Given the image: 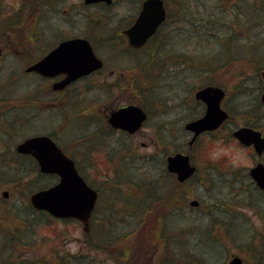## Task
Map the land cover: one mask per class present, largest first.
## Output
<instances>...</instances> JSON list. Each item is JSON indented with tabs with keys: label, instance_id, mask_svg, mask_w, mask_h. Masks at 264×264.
<instances>
[{
	"label": "rangeland",
	"instance_id": "374dc122",
	"mask_svg": "<svg viewBox=\"0 0 264 264\" xmlns=\"http://www.w3.org/2000/svg\"><path fill=\"white\" fill-rule=\"evenodd\" d=\"M68 1L71 2V5H79V0ZM139 1L114 0L110 7L87 6L82 10L81 7L79 9L78 7L72 8L71 16H73L72 20L75 23H72L73 26L72 24L68 26L66 30L89 32L90 37H95L97 30H99L98 32L119 31L117 25L122 27L125 22L129 24L128 21L137 12ZM237 1L191 0L188 4V2L180 0L179 4L190 5L193 19L196 18V22H201L203 16L208 17L210 15L211 7L218 5L226 8ZM244 1L246 0H243V3ZM24 3L27 6L20 15L23 20L19 22L17 21L19 17L17 20L15 18L17 16H15L14 9L6 14L2 12L4 7H0V84L2 85V88L0 87V110L8 116L14 113L20 114L22 118L12 129V133L15 134L14 137L3 134L0 135V139L3 138L8 148L10 146L13 148L18 141L26 136L47 133L53 130L58 138L56 141L73 153L91 185L100 189L101 196L94 214V216L100 217L108 202H112L114 199L116 200L126 194L127 188L124 182L126 179L135 182L144 181L145 176L150 174L152 169L149 171V168L146 167L148 163L145 162L143 156L156 155L157 157L160 154L163 155V146H161L158 134L163 132L165 140L168 138L169 141L170 139L172 142L168 147L170 149L166 148L170 152L175 145L178 148L180 146L182 149L187 148L188 136H185L183 141H179L173 135L182 129L183 121L188 117L197 116L201 112V105L194 99L193 93L197 89V85L206 81V78L204 75L201 76L199 72L197 75L192 76V72L185 68L192 66L190 63L192 59L186 57V65L163 69L158 77L153 75L155 76L153 79H156V94L154 93V95L161 97V103L158 107H151L152 113L140 130L132 135H124L108 130L101 132V120L110 110L125 104L128 99H131L129 89L122 88L124 84L119 87L118 85H111L112 77L109 75V70H113L114 78H118L120 75L117 82L136 78L137 67H132L134 64L136 65L134 55H113L109 51V44L96 45V51L105 56L98 54L103 59L105 58L106 67L104 71L100 74H92L75 84L69 90L70 98L68 100L57 101L52 105L47 96V94H50L47 91L48 88L43 85L46 82L33 74H24V63L30 61L32 57L42 54V52L40 54L33 52L31 48L22 49L20 46L19 41L23 39L20 33L33 30L31 6L26 0ZM261 3L264 4V0H257V5H254L252 1L248 3V6L252 5L262 9L261 19L258 17L261 22L259 28L252 25L253 22H257V19H253L255 11L256 13L259 11L256 8L249 9L253 14L239 16V23L243 25V29L234 26L238 34V42L244 40V43L253 42L256 45L239 46L235 44L233 49L242 50L243 52L255 49L262 54L261 61L264 62V21L262 17V14L264 15V5H260ZM179 4L171 3L173 12H176L175 8ZM15 7L19 6H13L12 8ZM225 10L214 9L215 13L218 14L215 18H222L223 16L228 18L229 11ZM243 11H246V9L243 8ZM15 20L17 22H14ZM109 20L110 27L98 25V23L104 21L108 25ZM194 30V26L185 22H167L160 30V33L168 32L171 36V40L163 44L167 55L180 53L189 56L187 53H192V44L188 35ZM111 34L109 33L110 36ZM26 39L25 37L23 41H26ZM151 44H148L147 47H150ZM222 48H220L219 54L224 52ZM36 50L38 51V49ZM247 67L246 64H243V60L237 58L232 63L226 64V66L221 65V67L214 68V71L209 74L212 80L220 81L222 84L225 90L222 105L232 112V117L226 122L225 128L217 130L213 134L214 136L221 134L228 136V129L241 125L246 120V115L250 116L251 114L252 116L255 113H263L262 118H264V111L262 112L264 109L258 106L255 100L257 82L254 78H247L251 73ZM10 78H13L14 82L9 81ZM249 79L251 82H249ZM241 80H243V84L239 87L238 84ZM33 93L39 96L38 100H43L40 107L28 106L26 109L18 101H14L23 98L25 94ZM4 96H7L6 98L10 96L9 100ZM156 108L161 109L157 111ZM2 111H0V114ZM262 127L264 128V122ZM159 128L164 131H159ZM0 133H2L1 126ZM19 135L22 136L19 137ZM203 143L204 135L190 149L192 161L198 171L185 185V190L188 192L187 204L182 209L175 210L174 215L166 217V224L171 225L169 228L171 234L166 238L168 245L164 247L162 239H158V241L157 237L154 239L149 238L146 224L149 225L150 223L146 221L152 219L153 226L157 217L151 212H145L144 223L135 226L139 229L132 232L128 238L131 245L130 256L135 262L134 264H155L156 258L160 255L163 258L164 256L167 257L164 250L171 255L170 260H173V264L178 262L180 264H190L191 261H196L197 264H226L233 254L240 256L243 259V264H255V261L249 258L248 250L253 249L254 253L258 255L260 250L264 249V219L255 215L256 213L251 208L257 206L258 200H261L260 197L256 196L249 200V196H247L245 201H236L242 198V194L235 195L239 192V189H237L238 182L232 181L241 179L243 166L234 168L225 166L222 162L210 160L205 164L208 160L204 159L202 155ZM3 147V143H0V152ZM251 155L250 152L249 159L251 163L244 165L247 168L253 163ZM149 158L146 161L150 163V167L156 170L153 171H159L156 164H153L157 163L158 158L156 160H150ZM24 169H28V167L25 166ZM204 174L208 175L209 183L200 180ZM157 175L159 176L158 172ZM231 177L235 178L230 179ZM3 189L5 188H0V209L12 207L11 212L13 214L17 212L19 216H25L27 213L22 201L24 200L23 189L18 187L14 192L8 189L10 194L6 198L1 196ZM190 189L191 192H189ZM247 189L253 191L250 186H247ZM192 199L199 200V206H189L188 202ZM212 202L219 207L217 211L215 208L211 209L212 214L209 215L207 211ZM243 202L248 204L249 208L243 205ZM177 203H179L178 200ZM165 208H158L157 212L162 214L165 212ZM140 218L137 216V220ZM132 219L133 217L124 216L123 222ZM12 226L13 228L16 226L20 230L21 239L20 243L14 240L11 247L6 250L7 253H11L12 261H23V264H32V262L38 260L50 261L57 252L61 254L80 253L81 257L85 259V263L89 260L93 261L94 264H116L106 256L103 250L88 244L87 240L89 238L83 232L82 226L77 220L55 219L50 221L45 219L43 226L38 223L28 226L25 230L24 227L22 230L18 222L16 224L15 222H7L0 224V230L3 232L11 231ZM145 227H147V230H144ZM225 229H227V233H225ZM163 232L164 234L167 232L165 228ZM41 234H43L42 237H40ZM23 240L27 241L26 244H23Z\"/></svg>",
	"mask_w": 264,
	"mask_h": 264
},
{
	"label": "trees",
	"instance_id": "16d2710c",
	"mask_svg": "<svg viewBox=\"0 0 264 264\" xmlns=\"http://www.w3.org/2000/svg\"><path fill=\"white\" fill-rule=\"evenodd\" d=\"M179 1L180 0H164L167 8L166 22H185L195 27L194 32L188 35L189 41H191L192 44V53H187L189 56H184V54L180 53L167 55V52H165V49L163 48V44L164 42L170 41L171 36L168 32L160 33V29L152 36L151 40L149 41L148 44L152 43L150 47L145 45L141 51L135 52L136 65H134V68L137 67V76L136 78H130V80H128L129 84L126 88L129 89L131 95L130 102L142 106L149 115L152 113L151 107H158V105L161 103V97L159 95H154L156 92V79H153L155 77L153 75H157L156 77H158L160 76V72H162L163 69H172L174 67H179V65H186V57H190L192 59L190 62L192 66L185 67L192 72V76L197 75L199 72L201 76L204 75L206 78V81L198 84L197 86L202 84L222 85L220 81L212 80L209 74L214 71V68L218 66L221 67V65L226 66V64L232 63L237 58L238 60H243V64H246V66H248L247 68L250 69L251 73L247 76V78H258L257 72L264 68V62L261 61L262 54L259 51L250 49L249 51L243 52L242 50L237 51L236 49H233V45L235 44L239 46L256 45L253 42L244 43V40H240V42H238V34L235 31L234 26L236 25L237 28L242 27L243 29V25L239 23V16L242 15L243 17V14H253V12L249 9L256 8L259 11L257 13L255 11L253 19H257V22H253L252 25H256L255 27L259 28L261 22L259 21L258 17L261 19L262 9L252 5L248 6V3L251 1L254 2V5H257V0H246L244 3L243 0H238L236 3H232L226 8L224 6L219 7L218 5L211 7L210 15H208V17L203 16L201 18V22H196V18L195 20L193 19L190 5L185 3H183L184 5L179 4ZM173 2L179 4V6H176L175 8L176 12H173L171 8V3ZM183 2H188L189 4L191 0H183ZM243 4L245 5L243 6ZM260 5L264 4L261 3ZM216 8L219 10L226 9L225 11H229L228 18L226 16H223L222 18H215L218 15L214 11ZM243 8H245L246 11H243ZM262 17L264 21L263 14ZM220 48L224 49L222 54H219ZM36 57L37 56L32 57L30 61L36 59ZM156 68L158 70H155ZM9 81L14 82L13 78H10ZM241 84H243V80L239 82V87ZM0 87L2 88V85H0ZM34 95L37 94H25L23 98L14 101H18L20 104L24 105V108L26 109L28 106L40 107L43 104V100L41 101L35 99ZM4 97L6 98L7 96ZM8 98L6 99L9 100ZM160 109L161 108H156L157 111ZM20 119H22L20 114L14 113L13 115L8 116L2 111L0 114V126L2 128V133H0V135L2 136L3 134H8L10 137H14L15 134L12 133V129ZM260 120H264V118L260 117ZM162 130V128H159V131ZM180 130L175 132L173 137L177 138L179 141H183L186 132L183 131V129ZM162 133L158 134V137L160 139L161 146H163V155L160 154L157 157L156 155L143 156L145 162L148 163L146 167L149 168V171L152 169L150 174L145 176L146 178L144 181L135 182L131 179H126V181H124L127 188L125 191L126 194L118 197L116 200L114 199L112 202H108L107 207H105L101 213L102 215L100 217L93 216L91 219V230L88 234V237L91 236V238L87 240L88 244L97 249L106 250L109 258L112 259L116 264L135 263L130 256L131 245L129 244L128 238L132 232L139 229V227L135 228V226L144 223L145 212H151V214L157 217L153 226L152 219L146 221L150 223L149 225L146 224L148 227L149 238L154 239L157 237V240L162 239L163 245L165 247L168 245L166 238L171 234V230H169L171 225L168 223L166 224V217L168 215H174L175 210L182 209L187 204L186 198L188 192L185 190V185L195 174L189 180L179 183L175 180L172 174L166 171L164 166V157L170 152L169 150H166V148L170 147L169 144L172 142L170 139L168 141V138L165 140ZM48 134L53 139H57L53 130L49 131ZM22 135H19V137ZM4 142L5 141L3 138L2 140L0 139V143H3L4 145L2 151L0 152V157L2 156L0 160V188H5L7 190L9 189L10 191L14 192V190L18 189V187H21L24 191V200L22 201L27 214L22 217L19 216L17 212L13 214L11 212L12 207L8 209H0V224L7 222H15L16 224V222H18L20 227H22V230L23 227L25 230L28 226H33L38 223L42 224L43 226L45 224V219L54 221L55 219L50 217L47 213L34 210L30 206L27 199L28 195L32 191L46 187L53 183L56 179L55 176L40 173L35 160L31 156L16 153L14 148L11 146L8 148L7 143L5 142V145ZM198 142L199 140H197L195 144ZM62 148L73 157V154L66 150L67 148L65 146H62ZM178 149H182V147L180 146L178 148L175 145V147H172L171 151H176ZM148 158L150 160H156V158H158L157 163L153 164H156L157 169L159 170L157 171L159 176L157 175V172L153 171L155 169L150 167V163L146 161ZM208 162L209 160L205 164ZM76 163L78 169L82 172L80 168L81 165L78 162ZM25 166L28 167V169H24ZM197 171L198 170H196V172ZM82 175L87 181H89L83 172ZM200 180L202 182L209 183L207 174H204ZM189 192H191V189ZM177 200L179 203H177ZM161 207H166L165 212L159 214L157 209ZM214 208L217 209L218 207L216 203L212 202L209 205L207 211L209 215L212 214L211 209ZM13 210L15 209L13 208ZM255 211L258 212L260 216L264 217V213L261 210ZM124 216L133 217V219H136L133 223H131L133 219L127 220V222L124 223ZM137 216H139V218L141 217V219H138L140 221L137 220ZM147 227H145L144 230H147ZM11 228V231L6 232L0 230V264H23V261H20L19 263L12 261L11 253L6 252V250L11 247L14 240H16L18 243L21 242L20 230L16 226H14V228L12 226ZM164 228L167 231L165 234L163 232ZM42 235L43 234H41L40 237H42ZM26 242V240H23V244H26ZM164 251V253H167V257L164 256L163 258L160 255L158 258H156L155 264H173V260H170L171 255L166 252V250ZM247 253L249 254V258L255 261V264L264 263V249L260 250L258 254L259 257L256 256L253 249H249ZM32 264H94V262L88 260L85 263V259L81 257L80 253L61 254L56 252L53 255V259L51 258L50 261L38 260L32 262ZM176 264H180V262ZM190 264H197V262L191 261Z\"/></svg>",
	"mask_w": 264,
	"mask_h": 264
},
{
	"label": "water",
	"instance_id": "95a60500",
	"mask_svg": "<svg viewBox=\"0 0 264 264\" xmlns=\"http://www.w3.org/2000/svg\"><path fill=\"white\" fill-rule=\"evenodd\" d=\"M86 3L111 0H84ZM163 0H144L132 25L124 30L128 43L139 47L150 37L165 18ZM102 66V61L94 54L90 43L84 38H70L61 41L42 58L32 63L26 71H35L44 76L65 73L66 76L53 84V89L63 88L70 81L93 72ZM262 79L261 101L264 102V70L260 71ZM223 90L218 86H204L195 91V98L205 103L202 116L185 123L184 127L192 132L188 141H192L203 131L213 130L227 118V112L220 107ZM146 119V112L138 105L128 104L110 112L108 122L111 126L133 133L139 129ZM233 136L252 145L257 154L264 150V137L261 132L250 127H238ZM19 153L30 154L43 173H53L57 181L43 189L34 191L29 196L32 206L45 210L54 217L76 218L88 230L89 217L94 208L97 192L78 173L74 161L47 134L33 135L24 138L15 145ZM166 169L174 173L182 182L189 178L195 166L191 164L189 155L175 152L166 156ZM249 174L257 185L264 190V164L258 162L249 169ZM7 196V191L2 192ZM190 205H197V200H191ZM229 264H241L239 256H233Z\"/></svg>",
	"mask_w": 264,
	"mask_h": 264
},
{
	"label": "flooded vegetation",
	"instance_id": "af4514ba",
	"mask_svg": "<svg viewBox=\"0 0 264 264\" xmlns=\"http://www.w3.org/2000/svg\"><path fill=\"white\" fill-rule=\"evenodd\" d=\"M25 0H0V7H4V9H2L3 13L8 14L9 12H11L14 9V12H16V15L18 20L17 21H22L23 17L20 16L22 14L23 11H25V6H27L26 3H24ZM114 0L111 1V3L106 4L104 2L101 1H97V2H91V3H86L84 0H79V5H71V2H69L68 0H26V2H28L31 6V16H32V23H33V30L26 31L25 33H20V36L23 38L21 39L20 37V41L19 43L21 44V48H31L33 50V52H38L39 54L42 52V54L39 56H37V59L43 57L46 53H48L51 49H53L54 47H56L61 41H64L66 39H70V38H84L86 40L89 41V43L92 45L96 55L102 60V67L96 71H94L93 73L89 74V75H83L80 76L72 81H70L69 83H67L63 88L60 89H53V84L62 80L66 74L65 73H57L53 76H44L41 75L40 73L34 72V71H28V72H24V73H28V74H33L35 75L37 78L44 80L46 83H44V87L48 88L47 91H49L47 94L49 100L51 101V104L53 105L55 102L59 101L62 102L64 100H68V98H70L69 96V90L72 86H74L75 84L81 82L82 80H84L85 78L89 77L92 74L98 73L100 74L101 72L104 71L105 67H106V61L105 58L103 59V55H101L100 53H98L95 49L96 45H105V44H109L111 47H109V51L111 54H128V56L130 55L131 51L133 50V48L129 47L128 44V40L127 37L125 36V34L122 33V30L118 31L115 30L114 32H106V33H102V32H98L99 30H97L96 36L95 37H90L89 36V32H73L70 30H66V28L68 26H71L72 23H75L74 20H72L73 16H71L72 14V8L78 7V9L81 7V10L84 9L87 6H97L99 7H110L111 4L113 3ZM142 2V0L139 1V4ZM19 6V7H15L12 8L13 6ZM68 5V6H66ZM138 7H140V5H138ZM97 8V9H98ZM96 9V10H97ZM139 9V8H138ZM137 9V11H138ZM78 12L80 13V11L78 10ZM137 14V12H136ZM136 14L133 16V18L131 20H129V24L130 25ZM71 16V18H70ZM61 18V19H59ZM15 20V21H16ZM110 20L108 21V25L106 24V21L102 22V23H98L99 26H105V27H110ZM126 24V22L124 23V26H128ZM73 26V24H72ZM118 28L119 25H117ZM71 28V27H70ZM94 28V26H93ZM110 31V30H108ZM109 33H112L111 36L109 35ZM25 37L27 38L26 41H23L25 39ZM38 49V51L36 50ZM103 56L100 57L99 55ZM108 59V58H107ZM108 61H110V59H108ZM25 67L27 66L26 64L24 65ZM24 67V68H25ZM109 75L110 77H112L111 79V85H118L122 86L124 84V86H122V88L128 87V80H130V78L126 81L124 80H120L119 82H117L118 78H114V73L113 70H109ZM113 73V74H112ZM130 77V76H129ZM105 81V80H102ZM35 99H38L39 96L34 95ZM129 103H133L130 102V100L128 99V101L125 104L119 105L124 106L127 105ZM50 104V106H52ZM116 107L114 109L119 108ZM111 111V110H110ZM258 111V110H257ZM264 110H262L263 112ZM110 113V112H109ZM109 113L104 117V119L101 120V125H100V131H104V130H108L111 132H117L120 134H124V135H132L133 133H128L126 130L120 129V128H116L110 125V123L108 122V116ZM263 113H255L254 115L249 116V119L246 121H243V125L246 126H253V127H259V124H262L263 120H260V117H262ZM149 115H148V119H149ZM147 119V120H148ZM146 120V121H147ZM146 123V122H145ZM144 123V124H145ZM163 127V126H162ZM55 140V139H54ZM56 141V140H55ZM256 162L255 159H253V164ZM248 169L246 166H243V176H241V179H237L234 180L232 182H238V186L237 189H239L238 194H242L243 198H246L247 196H251L249 197L250 199H253L256 195L261 194L259 197H263L264 196V192L261 191L257 185L255 184V182L251 179V177L248 174ZM235 177H231L230 179H233ZM239 180V181H238ZM247 186H250L253 191H250L247 189ZM235 190V189H233ZM236 193V192H234ZM264 209V202L261 200L256 207L252 208V211L255 212V210H261L263 211ZM229 225V224H228ZM242 264H243V259H242Z\"/></svg>",
	"mask_w": 264,
	"mask_h": 264
},
{
	"label": "clouds",
	"instance_id": "9594fccd",
	"mask_svg": "<svg viewBox=\"0 0 264 264\" xmlns=\"http://www.w3.org/2000/svg\"><path fill=\"white\" fill-rule=\"evenodd\" d=\"M251 148L240 139L229 138L226 134H204L202 155L206 160L222 162L225 166L241 167L251 163Z\"/></svg>",
	"mask_w": 264,
	"mask_h": 264
}]
</instances>
